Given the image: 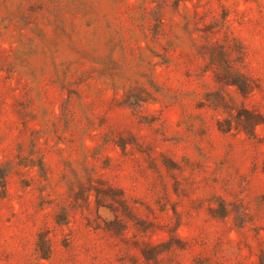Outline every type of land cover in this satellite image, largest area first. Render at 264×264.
Wrapping results in <instances>:
<instances>
[{
	"label": "rangeland",
	"instance_id": "rangeland-1",
	"mask_svg": "<svg viewBox=\"0 0 264 264\" xmlns=\"http://www.w3.org/2000/svg\"><path fill=\"white\" fill-rule=\"evenodd\" d=\"M263 160L264 0H0V264H264Z\"/></svg>",
	"mask_w": 264,
	"mask_h": 264
},
{
	"label": "trees",
	"instance_id": "trees-1",
	"mask_svg": "<svg viewBox=\"0 0 264 264\" xmlns=\"http://www.w3.org/2000/svg\"><path fill=\"white\" fill-rule=\"evenodd\" d=\"M229 126L230 124H228V127ZM260 168L264 172V160L262 161ZM7 173H8L7 166L0 164V191H2L4 188V183H5V178H6Z\"/></svg>",
	"mask_w": 264,
	"mask_h": 264
}]
</instances>
